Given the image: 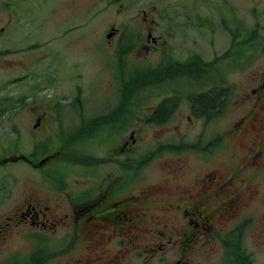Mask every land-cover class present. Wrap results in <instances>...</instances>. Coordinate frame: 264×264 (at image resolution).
Masks as SVG:
<instances>
[{"label":"rangeland","instance_id":"rangeland-1","mask_svg":"<svg viewBox=\"0 0 264 264\" xmlns=\"http://www.w3.org/2000/svg\"><path fill=\"white\" fill-rule=\"evenodd\" d=\"M142 10L151 19L158 14V25L150 26L158 43L156 48L142 44L133 51L128 61L130 68H156L163 57L185 61L198 55L211 62L228 52L233 63L231 58H223L214 68L224 74L226 85L231 87L232 100L222 124L227 128L249 109L250 90L264 73V0H0V105L16 106L11 119V113L3 118L4 114H0V156L4 146L15 140L18 154L26 143L33 142L35 162L53 155L51 163L38 172L29 171L23 163L0 169L1 184L16 185L19 190L47 185L43 170L49 168L62 190L70 193L76 185L77 191L91 189L89 169L94 166L67 161L63 155L66 148L60 146L59 140H64L80 121L95 119L116 106L120 83L115 52L118 44H126L131 35L145 39L147 31L142 29L138 15ZM130 15L134 19L125 32L123 23ZM110 26L120 33L107 39ZM243 39L252 44L242 43ZM250 46L261 50L260 54L252 56ZM174 84L188 87L184 80ZM157 101L153 92L147 105L140 104L141 119H133L121 129L84 138L81 160L96 156L105 168L109 166L111 148L117 155L122 144L128 142V160L133 161H128L127 166L137 172L136 178L142 179L133 185L134 189L145 185L151 192L168 195L186 186L195 188L203 175L218 168V164L224 168L245 156L243 147H236L233 139L227 138L225 152L211 156L208 163L200 150L190 149L174 154L163 152L143 163L142 158L162 144L190 146L197 138L212 137L216 131L215 123L187 120L185 102L170 122L146 124L144 116ZM37 120L40 123L36 127ZM10 123L15 126L14 134ZM245 174L236 177L234 185H245ZM258 179L259 183H248L252 184L248 191L239 192L235 218L223 223L220 232L228 234L240 217H252L244 229L243 246L253 264H264V176ZM223 258L220 238L210 237L209 242L199 240L187 262L223 264Z\"/></svg>","mask_w":264,"mask_h":264},{"label":"flooded vegetation","instance_id":"flooded-vegetation-1","mask_svg":"<svg viewBox=\"0 0 264 264\" xmlns=\"http://www.w3.org/2000/svg\"><path fill=\"white\" fill-rule=\"evenodd\" d=\"M141 13L138 15L142 18V29L147 31L146 37L131 35L126 44H118V51L115 52L117 71L121 49L122 59L127 63L132 52L142 44L157 47L158 39L152 36L150 26H157L160 22L158 14L154 13L151 19L146 10ZM131 19H134L133 15L123 23L124 31L130 29L128 24ZM108 30L113 35L120 33L113 26ZM242 43L252 44L245 39ZM250 48L252 56L261 52L252 46ZM191 56L185 61H174L186 62ZM217 81L222 92L225 89L224 78ZM192 84H188L186 89L175 84V88L186 95L193 90ZM171 95L160 96L157 102ZM183 102L188 107L187 120H201L206 125L215 123L216 131L212 137L197 138V150H200L205 163L210 161L211 156L225 152L227 138H232L236 147H243L245 156L242 160L224 168L218 164V168H212L203 175L195 188L191 186L193 188L188 189L186 186L177 193L166 195L151 192L150 186L145 185L139 190L134 189L133 185L142 179L136 178L137 172L127 166L130 146L125 142L117 155L111 148L107 165H112V168H103L101 163L89 169L92 185L87 191H77V185L70 187V193L62 190L55 184L49 168L43 170L47 185L19 190L16 185L0 183V264H188L187 259L199 240L209 242L210 237L228 235L220 232V226L233 222L240 205L239 192L248 191L252 185L249 186L250 181L259 183L258 178L264 176V73L250 90L247 99L249 109L227 128L222 124L226 107L210 120L193 115V107L188 100H183L178 109L158 125L170 122ZM155 107L156 104L149 114ZM13 111H16L15 105H0V114H4L2 118L11 113V119ZM39 123L37 120L35 126ZM116 123L126 125L130 122ZM146 124L156 125L151 122ZM14 129L12 125L11 134L16 133ZM15 143L4 146L0 169L23 163L29 171L38 172L40 167L51 163L53 155L35 162L32 157L33 142L26 143L19 154ZM199 143H202L201 147ZM94 159L99 160L96 156ZM154 159L156 156L150 161ZM243 173H246L247 185H234L236 177ZM239 219L230 231H233V237L244 253L243 264H253L251 254L243 246L244 229L252 217ZM233 255L237 256L236 250H233Z\"/></svg>","mask_w":264,"mask_h":264},{"label":"trees","instance_id":"trees-1","mask_svg":"<svg viewBox=\"0 0 264 264\" xmlns=\"http://www.w3.org/2000/svg\"><path fill=\"white\" fill-rule=\"evenodd\" d=\"M234 36L235 34L232 33V41ZM120 56L121 58L118 60L119 69L116 74L120 83V92L117 96L116 106L95 119L82 120L77 128L66 134L64 140L60 138V146L66 148L63 155L67 161L89 167L101 164L99 160L94 158L81 160L83 156L79 152L82 151L81 143L84 138H90L96 134L99 135L101 131L109 132L111 129L123 128V125H117L116 122L125 120L131 122L136 119L140 104L147 105V99L151 98V93L153 92H155L157 99L160 95L167 96L170 93L172 94L170 97L157 102L152 113L144 116L146 123L151 122L156 125L166 121L170 114L178 109L183 100H188L192 105L193 115L208 117L211 120L219 110L222 111L225 107L227 108L232 99L231 87L226 85L225 79V89H222V92L220 90L217 80L224 78V74L217 73L214 70L215 64L218 62L217 59L206 62L200 56L193 55L186 62H177L163 57L162 62L156 68H130L129 64H127L128 62L126 63L122 59V49ZM229 56V53L226 52L220 59L231 58ZM231 61L233 63V57ZM179 80H184L188 84L194 83V85L192 84L194 86L193 90L186 95L184 91L181 90L179 92L176 90L174 83ZM197 148V143L190 146L162 144L153 153L146 154L142 161L147 163L163 152L178 153L186 149L197 150ZM128 161L131 163L133 160L129 159ZM234 240L233 231L220 238L221 245L225 251L222 260L223 264H243L244 253L240 250L241 246H239L238 242ZM233 250L237 251L236 257L233 255Z\"/></svg>","mask_w":264,"mask_h":264},{"label":"water","instance_id":"water-1","mask_svg":"<svg viewBox=\"0 0 264 264\" xmlns=\"http://www.w3.org/2000/svg\"><path fill=\"white\" fill-rule=\"evenodd\" d=\"M112 35H113V33H109V34L107 35V39L110 38ZM131 138H132V134L130 135V139H131Z\"/></svg>","mask_w":264,"mask_h":264}]
</instances>
